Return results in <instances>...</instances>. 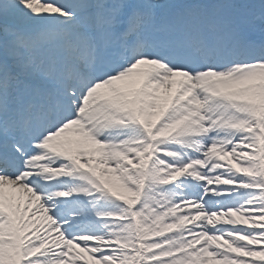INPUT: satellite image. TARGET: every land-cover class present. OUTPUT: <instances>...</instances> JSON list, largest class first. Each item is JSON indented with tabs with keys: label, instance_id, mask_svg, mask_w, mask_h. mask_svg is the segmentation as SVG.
I'll use <instances>...</instances> for the list:
<instances>
[{
	"label": "snow or ice",
	"instance_id": "1",
	"mask_svg": "<svg viewBox=\"0 0 264 264\" xmlns=\"http://www.w3.org/2000/svg\"><path fill=\"white\" fill-rule=\"evenodd\" d=\"M0 264H264V0H0Z\"/></svg>",
	"mask_w": 264,
	"mask_h": 264
}]
</instances>
